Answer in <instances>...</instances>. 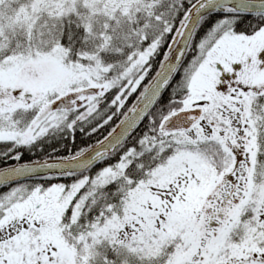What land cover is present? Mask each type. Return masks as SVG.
<instances>
[{"label":"snow or ice","instance_id":"6c2138e0","mask_svg":"<svg viewBox=\"0 0 264 264\" xmlns=\"http://www.w3.org/2000/svg\"><path fill=\"white\" fill-rule=\"evenodd\" d=\"M0 264H264V0H0Z\"/></svg>","mask_w":264,"mask_h":264},{"label":"trees","instance_id":"16d2710c","mask_svg":"<svg viewBox=\"0 0 264 264\" xmlns=\"http://www.w3.org/2000/svg\"><path fill=\"white\" fill-rule=\"evenodd\" d=\"M88 142V139L86 137L78 136L77 143L75 146L69 145V147H79L82 143Z\"/></svg>","mask_w":264,"mask_h":264}]
</instances>
